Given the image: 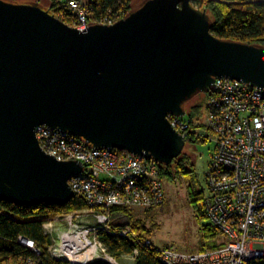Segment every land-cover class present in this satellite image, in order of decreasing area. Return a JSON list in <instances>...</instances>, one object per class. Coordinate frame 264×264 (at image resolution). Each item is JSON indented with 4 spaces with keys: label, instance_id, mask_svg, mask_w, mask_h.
Masks as SVG:
<instances>
[{
    "label": "water",
    "instance_id": "water-1",
    "mask_svg": "<svg viewBox=\"0 0 264 264\" xmlns=\"http://www.w3.org/2000/svg\"><path fill=\"white\" fill-rule=\"evenodd\" d=\"M212 26L192 0H143L83 30L39 1L0 0V200L74 197L69 180L83 166L47 155L37 126L169 165L186 143L170 115H185L219 78L264 89V46L218 38Z\"/></svg>",
    "mask_w": 264,
    "mask_h": 264
},
{
    "label": "built area",
    "instance_id": "built-area-1",
    "mask_svg": "<svg viewBox=\"0 0 264 264\" xmlns=\"http://www.w3.org/2000/svg\"><path fill=\"white\" fill-rule=\"evenodd\" d=\"M63 6L76 28L85 29L91 23L111 25L124 17L111 10L97 17L90 1L65 0ZM214 82L213 88L204 93L203 120L187 113L168 118L185 142L188 138H214L215 150L205 179L207 195H203L202 205L208 224L226 241L198 253H185L153 247L149 239L145 240L144 244L155 250L162 264H254L264 259V89L228 77ZM34 133L47 155L59 162L75 160L83 166V171L70 178L69 186L75 195L86 199L97 222L84 232L67 234L86 242V232H96L97 228L109 231L107 211L111 207L152 208L163 204L160 163L153 159L118 149L92 148L72 135L44 125L37 126ZM56 218L59 216L44 224L45 233L51 237L48 250L52 256H65L62 245H55L61 237L53 225ZM72 220L73 214H67L65 222L75 228L77 224ZM130 233L122 230L125 237ZM21 242L40 255L32 240L21 238Z\"/></svg>",
    "mask_w": 264,
    "mask_h": 264
},
{
    "label": "trees",
    "instance_id": "trees-1",
    "mask_svg": "<svg viewBox=\"0 0 264 264\" xmlns=\"http://www.w3.org/2000/svg\"><path fill=\"white\" fill-rule=\"evenodd\" d=\"M90 2L97 17L110 10L113 14L125 16L126 11L130 9L131 0H91ZM192 4L197 8L205 9L212 17V33L218 38L264 46V0H210L205 3L203 0H192ZM50 9L63 22L73 25L70 13L65 11L63 4L58 0H52ZM187 115L191 117L192 113L188 111ZM199 141L205 143L207 140ZM181 154L172 159L169 165L159 164L161 174L173 175V168H176V172L191 173L194 176V172L187 171L188 162L184 156L181 157ZM195 181L193 177L190 179L189 195L191 203L196 206L198 201L202 202L203 194L202 191L194 190ZM90 209L86 199L75 194L71 201L63 206L41 203L38 206L26 207L0 200V264L21 261H33L34 264H68L67 261H59L49 255L51 237L45 233L44 224L56 216L86 212ZM97 210L101 212L99 208ZM128 211L129 208L123 206L109 208L107 211L110 220L109 231L97 228L96 233L105 247V253L116 260L124 255H133L135 264H162L155 250L144 244L145 240L149 239L144 226H140L138 221L133 222ZM199 213L206 218L203 206ZM122 230H130L129 237L122 235ZM203 232L207 239L220 235V232L209 224L203 226ZM21 238L32 240L40 255L25 246ZM88 264L111 263L99 258ZM254 264H264V259L257 260Z\"/></svg>",
    "mask_w": 264,
    "mask_h": 264
},
{
    "label": "rangeland",
    "instance_id": "rangeland-1",
    "mask_svg": "<svg viewBox=\"0 0 264 264\" xmlns=\"http://www.w3.org/2000/svg\"><path fill=\"white\" fill-rule=\"evenodd\" d=\"M17 1H32V0H17ZM85 1V0H84ZM210 0H203L205 3ZM64 4L63 0L59 1ZM143 0H131L130 6L126 13L128 14L133 9L137 8ZM47 6H52V3ZM79 25V24H78ZM75 26V25H71ZM77 26V25H76ZM83 30L82 28H79ZM205 98L206 94L199 93L187 102L186 111L192 113V117L204 119L205 114ZM186 112V113H187ZM194 126V125H193ZM215 141L212 136L205 143L199 141V139L188 138L183 148L181 157H185L187 163V171L194 172V176L191 173L185 174L176 172V168H173V175L166 176L161 171L160 180L163 185V193L165 196L164 202L160 206L152 208H146L143 206H130L129 213L132 221H138L140 226L147 231L149 241L152 246L159 248H171L173 250L181 252L198 253L201 250H207L220 246V243L226 241V237L219 235L216 237H210L209 239L204 237L203 226L208 225V219L200 216L199 210L202 208V202L198 201L196 206L191 203L189 195L190 179L193 177L196 179L194 190L202 191L203 195H207V184L205 183L206 171L210 163V158L214 153ZM175 167V165H174ZM66 215L63 214L54 220V226L58 229V237L56 240V248H60L62 236L69 231L84 232L92 228L96 224L95 216L87 210L86 212H80L73 214V224H77L75 228H71L66 221ZM57 217V216H56ZM55 219V217H53ZM51 219V220H53ZM86 243L96 247V255L91 261L99 260V258L109 261L110 257L105 253V247L101 243L96 232H86ZM84 237V235H81ZM89 247V246H88ZM80 252H84L81 250ZM53 259L70 262L62 256H52ZM115 261L118 264H135L134 256H121L120 259ZM86 263V264H88Z\"/></svg>",
    "mask_w": 264,
    "mask_h": 264
},
{
    "label": "bare ground",
    "instance_id": "bare-ground-1",
    "mask_svg": "<svg viewBox=\"0 0 264 264\" xmlns=\"http://www.w3.org/2000/svg\"><path fill=\"white\" fill-rule=\"evenodd\" d=\"M75 238L74 235L67 233L64 235L61 245L65 253V258H67L70 264L88 263L96 255V247L80 241L78 237ZM80 250H84V252H80ZM109 261L112 264H118L112 257H110Z\"/></svg>",
    "mask_w": 264,
    "mask_h": 264
},
{
    "label": "crops",
    "instance_id": "crops-1",
    "mask_svg": "<svg viewBox=\"0 0 264 264\" xmlns=\"http://www.w3.org/2000/svg\"><path fill=\"white\" fill-rule=\"evenodd\" d=\"M65 1V0H63ZM87 1H91V0H85V2ZM42 4H45V5H50L52 3V0H41L40 1ZM10 264H26L25 262H18V263H10Z\"/></svg>",
    "mask_w": 264,
    "mask_h": 264
}]
</instances>
